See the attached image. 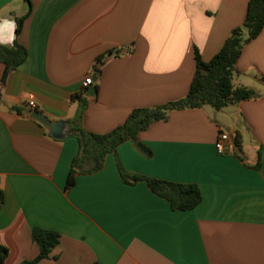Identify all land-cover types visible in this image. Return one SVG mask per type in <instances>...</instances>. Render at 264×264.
Masks as SVG:
<instances>
[{"label":"crops","instance_id":"1","mask_svg":"<svg viewBox=\"0 0 264 264\" xmlns=\"http://www.w3.org/2000/svg\"><path fill=\"white\" fill-rule=\"evenodd\" d=\"M248 1L0 0V45L17 42L27 52L13 71L0 64L3 264L37 256L34 227L59 235L37 264H264V27L243 47L232 77L258 98L220 111H172L138 134L150 158L125 141L99 171L77 174L66 188L78 152L68 134L78 107L71 98L86 99L80 127L98 135L134 109L184 98L194 50L211 60L242 25ZM109 51L119 54L95 69ZM30 100L48 120L65 123L61 139L30 118ZM219 132L232 139L224 154L214 147ZM117 163L130 174L196 185L201 201L172 211L145 182L124 184Z\"/></svg>","mask_w":264,"mask_h":264},{"label":"trees","instance_id":"2","mask_svg":"<svg viewBox=\"0 0 264 264\" xmlns=\"http://www.w3.org/2000/svg\"><path fill=\"white\" fill-rule=\"evenodd\" d=\"M29 5V0H24ZM24 18L15 21V34L20 33ZM264 27V0H249L245 17L241 26L231 31L218 53L208 62H203L194 50L195 72L188 92L184 98L154 108H137L132 110L124 123L108 133L93 134L80 127L86 99L81 95L71 98L78 107L73 118L67 121L68 134L73 137L78 145V152L72 158L66 178V188L74 185L77 174H92L99 171L104 164L106 155L114 153L118 145L130 141L133 147L142 156L150 158L151 150L138 140V134L145 131L152 123L165 121L172 111L197 109L209 106L215 111H220L232 103L256 99L259 95L252 89L236 87L232 83L234 66L243 47L255 39ZM117 52H107L96 59V67L103 63L107 57L117 56ZM27 52L24 47L14 42L11 47L0 45V64L7 72L15 70L26 59ZM232 148H240V139L233 137ZM233 151V154L236 153ZM238 156V155H237ZM258 166V163H257ZM117 169L121 181L133 185L139 181L145 182L148 190L169 203L172 211H186L195 208L201 201L199 189L196 185L180 184L163 180H156L145 176L125 172L119 163ZM32 241L38 248L37 256L20 264H37L46 259L50 251L58 244L59 235L53 231L42 230L34 227L31 230ZM7 250L0 247V264H3Z\"/></svg>","mask_w":264,"mask_h":264},{"label":"water","instance_id":"3","mask_svg":"<svg viewBox=\"0 0 264 264\" xmlns=\"http://www.w3.org/2000/svg\"><path fill=\"white\" fill-rule=\"evenodd\" d=\"M95 76L93 77V80H95ZM94 89H91V93L90 90L86 91V95L89 97H92L94 94ZM29 116L31 119L37 121L38 123H40L42 126H44L45 128H47L49 134L55 138V139H61L64 134V128H65V123L62 121H50L48 120L45 116H43L40 112L38 111H33L29 113Z\"/></svg>","mask_w":264,"mask_h":264},{"label":"built area","instance_id":"4","mask_svg":"<svg viewBox=\"0 0 264 264\" xmlns=\"http://www.w3.org/2000/svg\"><path fill=\"white\" fill-rule=\"evenodd\" d=\"M264 79V76H263ZM92 84V79L90 77L86 78L84 83H83V87L86 88L87 86ZM27 107L29 109V111H35L36 110V106L35 103L30 100L27 103ZM231 137L229 135H227L226 133L223 132H219L217 135V139L216 142L214 144L215 150L218 154H224L226 151V145H230L231 144Z\"/></svg>","mask_w":264,"mask_h":264},{"label":"rangeland","instance_id":"5","mask_svg":"<svg viewBox=\"0 0 264 264\" xmlns=\"http://www.w3.org/2000/svg\"><path fill=\"white\" fill-rule=\"evenodd\" d=\"M233 83H234V84H236V82H235V81H234ZM207 108H209V107H207Z\"/></svg>","mask_w":264,"mask_h":264}]
</instances>
